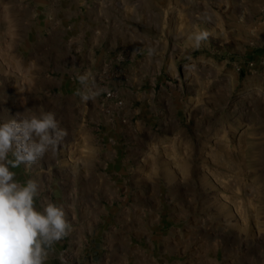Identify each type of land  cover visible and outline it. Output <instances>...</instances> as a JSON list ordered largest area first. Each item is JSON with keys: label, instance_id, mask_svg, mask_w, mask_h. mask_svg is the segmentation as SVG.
I'll use <instances>...</instances> for the list:
<instances>
[{"label": "rangeland", "instance_id": "1", "mask_svg": "<svg viewBox=\"0 0 264 264\" xmlns=\"http://www.w3.org/2000/svg\"><path fill=\"white\" fill-rule=\"evenodd\" d=\"M41 105L47 264H264V0H0V120Z\"/></svg>", "mask_w": 264, "mask_h": 264}, {"label": "clouds", "instance_id": "2", "mask_svg": "<svg viewBox=\"0 0 264 264\" xmlns=\"http://www.w3.org/2000/svg\"><path fill=\"white\" fill-rule=\"evenodd\" d=\"M205 38L195 36L197 43ZM90 77V72L78 76L84 101L98 95L87 90ZM66 135L56 113L42 105L0 120V264H47L50 250L72 232L63 204L45 197L37 207L42 181L21 182L13 170L23 166L29 172L45 157L55 158Z\"/></svg>", "mask_w": 264, "mask_h": 264}, {"label": "bare ground", "instance_id": "3", "mask_svg": "<svg viewBox=\"0 0 264 264\" xmlns=\"http://www.w3.org/2000/svg\"><path fill=\"white\" fill-rule=\"evenodd\" d=\"M5 81V80H4Z\"/></svg>", "mask_w": 264, "mask_h": 264}]
</instances>
